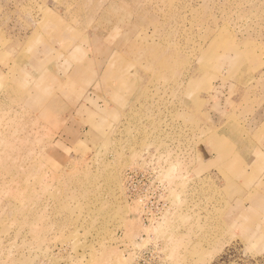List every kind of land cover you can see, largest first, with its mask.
<instances>
[{"label":"rangeland","instance_id":"1","mask_svg":"<svg viewBox=\"0 0 264 264\" xmlns=\"http://www.w3.org/2000/svg\"><path fill=\"white\" fill-rule=\"evenodd\" d=\"M259 118L264 0H0V264H264Z\"/></svg>","mask_w":264,"mask_h":264},{"label":"crops","instance_id":"2","mask_svg":"<svg viewBox=\"0 0 264 264\" xmlns=\"http://www.w3.org/2000/svg\"><path fill=\"white\" fill-rule=\"evenodd\" d=\"M42 59L41 58H39L38 60H36V63L38 62H42L41 61ZM59 89H62L61 88V86L59 87ZM49 90H50V92H53L52 90H51V88H49ZM52 95L53 96H55V93L53 92L52 93ZM56 97V96H55ZM257 123L256 124H254V125H249V129L252 131V132H250L251 133V135H255L256 136V138L259 140V139H261L262 137L264 138V118H259V119H257V121H256ZM263 174H264V169H263V172H262ZM261 173V174H262ZM259 178H264V176H260ZM258 201V200H257ZM256 203V202H255ZM242 209V208H241ZM241 209H239V210H241ZM246 209V208H245ZM248 209L249 210H253V209H255V210H262L259 206H251V207H248Z\"/></svg>","mask_w":264,"mask_h":264},{"label":"bare ground","instance_id":"3","mask_svg":"<svg viewBox=\"0 0 264 264\" xmlns=\"http://www.w3.org/2000/svg\"><path fill=\"white\" fill-rule=\"evenodd\" d=\"M26 82V81H25ZM42 83H43V81L42 80H40V81H38L37 83H36V85H34L35 86V88L33 87V91H36L37 92V90L40 88V86L42 85ZM44 85V84H43ZM30 91V90H29ZM29 93V92H28ZM38 93H39V91H38Z\"/></svg>","mask_w":264,"mask_h":264}]
</instances>
